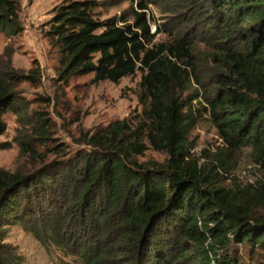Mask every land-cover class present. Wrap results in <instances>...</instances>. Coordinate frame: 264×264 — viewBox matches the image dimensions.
<instances>
[{"label":"trees","instance_id":"obj_1","mask_svg":"<svg viewBox=\"0 0 264 264\" xmlns=\"http://www.w3.org/2000/svg\"><path fill=\"white\" fill-rule=\"evenodd\" d=\"M178 1L168 12L179 15L156 23L155 31L144 0L133 9L132 23L124 16L95 19L94 0H66L58 8L50 35L67 54L66 78L94 73V84L119 83L141 71L144 120L137 126L128 119L112 123L105 134L86 139L105 151L51 171H1L0 264L17 260L3 243L4 228L17 223L44 245L68 249L64 241L73 243L69 251L86 264H241L221 251L233 242L264 249V184L218 185L220 170L228 172L245 147L264 167V0ZM21 9L22 0H0V31H20ZM161 32L170 41L153 43ZM196 41L211 49L205 58L215 67L208 80ZM27 78L35 76L16 70L11 59L0 66V136L7 113L23 117L29 110L19 91ZM191 78L203 95L184 99ZM201 97L206 106L196 108ZM203 111L224 143L209 166L191 153ZM44 120L39 116L36 126L40 138ZM145 139L167 153L165 163L151 167L134 160L147 150ZM19 143L23 154L39 156L31 142ZM66 229L71 231L64 238Z\"/></svg>","mask_w":264,"mask_h":264},{"label":"rangeland","instance_id":"obj_2","mask_svg":"<svg viewBox=\"0 0 264 264\" xmlns=\"http://www.w3.org/2000/svg\"><path fill=\"white\" fill-rule=\"evenodd\" d=\"M66 0H22L20 12V31L8 34L0 31V66L4 67L8 59L12 66L23 72L27 78L19 84V91L29 110L19 117L14 112L4 116L7 129L0 136V172L51 171L54 167L66 164L79 155L97 154L106 150L98 145L88 144L87 140L95 134H105L109 126L119 120L128 119L137 124L144 120V106L140 103L142 72L123 78L119 83L109 80L98 84L92 83L94 73L71 75L66 78L64 69L67 54L57 36L50 35L52 19L58 8ZM84 1V0H82ZM95 19L104 21L109 18L124 16L128 22L134 21L133 9H137L139 0H94ZM148 5V16L155 29L156 23L168 22L180 12H168L178 0H144ZM178 20L171 22L170 29L175 28ZM171 35L159 33L153 43L170 41ZM194 39V38H192ZM199 57L200 71L206 74V80L212 76L215 67L206 57L211 51L205 43L194 44ZM204 57H203V56ZM35 71V72H33ZM203 95V89L191 78L183 98L194 93ZM203 98L194 100L196 108L206 106ZM202 109V108H201ZM191 134L195 148L191 151L193 158L199 159L201 166L215 162V155L224 143L212 121L209 112H204ZM40 114V115H39ZM39 116L45 117V137L37 133ZM31 142L39 156L21 152L19 140ZM87 139V140H86ZM147 150L135 156L137 163L160 165L168 158L166 152L155 150L144 140ZM216 163L219 162L216 160ZM223 179L219 186L234 189L237 185L246 187L250 184H264V167L257 163L250 147L241 149L229 163V171L220 170ZM259 213H263L261 210ZM71 229L65 230L67 238ZM3 243L9 244L17 260L14 264H86L78 255L71 253L73 243H67L63 249L52 241L44 245L32 232L24 229L22 224H11L4 228ZM238 258L241 264H264V249L251 248L247 244L231 243L227 251L221 254ZM184 264V263H183Z\"/></svg>","mask_w":264,"mask_h":264},{"label":"built area","instance_id":"obj_3","mask_svg":"<svg viewBox=\"0 0 264 264\" xmlns=\"http://www.w3.org/2000/svg\"><path fill=\"white\" fill-rule=\"evenodd\" d=\"M153 31H155V29ZM259 167H260V165H259Z\"/></svg>","mask_w":264,"mask_h":264}]
</instances>
